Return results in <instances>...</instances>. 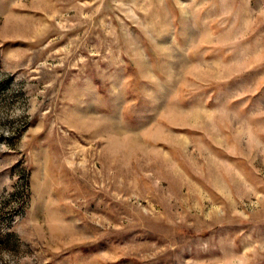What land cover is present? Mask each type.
I'll return each mask as SVG.
<instances>
[{
    "label": "rangeland",
    "instance_id": "obj_1",
    "mask_svg": "<svg viewBox=\"0 0 264 264\" xmlns=\"http://www.w3.org/2000/svg\"><path fill=\"white\" fill-rule=\"evenodd\" d=\"M0 264H264V0H0Z\"/></svg>",
    "mask_w": 264,
    "mask_h": 264
},
{
    "label": "clouds",
    "instance_id": "obj_2",
    "mask_svg": "<svg viewBox=\"0 0 264 264\" xmlns=\"http://www.w3.org/2000/svg\"><path fill=\"white\" fill-rule=\"evenodd\" d=\"M16 115H17V116H23V115H25V111H24V109H18V110L16 111ZM4 258L7 260V259H8V256L5 254Z\"/></svg>",
    "mask_w": 264,
    "mask_h": 264
}]
</instances>
